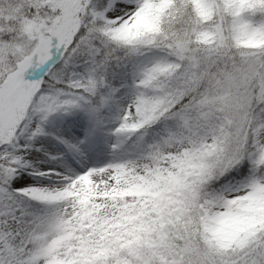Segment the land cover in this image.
Listing matches in <instances>:
<instances>
[{
  "label": "snow or ice",
  "instance_id": "6c2138e0",
  "mask_svg": "<svg viewBox=\"0 0 264 264\" xmlns=\"http://www.w3.org/2000/svg\"><path fill=\"white\" fill-rule=\"evenodd\" d=\"M0 264H264V0H0Z\"/></svg>",
  "mask_w": 264,
  "mask_h": 264
}]
</instances>
